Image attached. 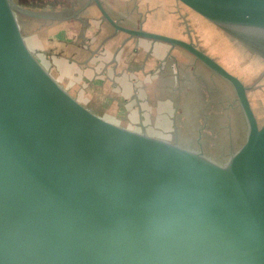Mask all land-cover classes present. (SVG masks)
Masks as SVG:
<instances>
[{
  "label": "water",
  "instance_id": "1",
  "mask_svg": "<svg viewBox=\"0 0 264 264\" xmlns=\"http://www.w3.org/2000/svg\"><path fill=\"white\" fill-rule=\"evenodd\" d=\"M177 1L264 57V0ZM20 9L0 0V264H264V120L243 80L101 8L232 86L246 134L218 159L82 102L28 45Z\"/></svg>",
  "mask_w": 264,
  "mask_h": 264
},
{
  "label": "crops",
  "instance_id": "2",
  "mask_svg": "<svg viewBox=\"0 0 264 264\" xmlns=\"http://www.w3.org/2000/svg\"><path fill=\"white\" fill-rule=\"evenodd\" d=\"M15 1L21 8L19 21L28 45L51 74L82 102L84 100L77 92L80 87L94 99L99 97L104 102V110L113 117H120L121 112L127 115L129 110L125 102L133 99L138 105L135 110L131 109L135 112V121L128 123L133 125L139 123L147 129L148 125L138 119L144 114L147 117L148 105L155 113V124L166 121L157 116V111L164 109L158 104L162 98L151 101L149 93L153 86H166L171 80L172 72L165 59L171 57V62L177 61L180 55L184 56L182 51L188 52L115 28L101 8L122 27L182 39H188L184 36L187 31L182 20L191 19L189 9L177 0H98L100 6L95 0ZM41 53L52 55L50 63L47 56L39 57ZM140 57L142 65L136 63ZM154 67L163 68L165 74L150 81L143 80L144 69L147 68V72ZM140 89L144 99L139 98ZM149 130L159 133L155 129Z\"/></svg>",
  "mask_w": 264,
  "mask_h": 264
},
{
  "label": "rangeland",
  "instance_id": "3",
  "mask_svg": "<svg viewBox=\"0 0 264 264\" xmlns=\"http://www.w3.org/2000/svg\"><path fill=\"white\" fill-rule=\"evenodd\" d=\"M190 14L192 15L190 20H182L187 31L185 38H189L212 54L243 80L249 87L247 94L255 115L259 122L263 121L264 57L254 51H248L244 41L225 33L198 14L192 11ZM182 53L184 56L180 55L177 61L171 62V57L165 59L172 72L171 80L166 86H153L149 93L151 101L162 97V94L165 95L163 106H160V109L164 108L163 112L157 111V116H161L164 120L166 118L167 126H162L161 123L155 124V113L151 105H148L146 109L149 118L145 119V124L148 125V130L155 129L183 145L202 148L211 156L224 160L246 134V121L238 100L227 81L212 73L199 61L193 60L190 54L184 51ZM44 56L47 55L39 54L40 58ZM51 56H47L48 61ZM48 61H46L47 65ZM136 63L142 65V58H138ZM146 70L147 68L143 71L145 73L143 80L155 79L165 74L164 69L159 67H154L147 72ZM83 88L80 87L81 91H77L81 99L101 114L127 123L135 121V112L131 109L135 110L138 105L135 101L133 102V99L126 101L129 103L125 102V107L129 110L127 115L121 112L120 117H113L111 113L104 110V102L99 97L98 100L94 99L90 94L87 95ZM138 88L139 86L137 90ZM140 92H142L141 89ZM187 94L190 96L187 97ZM151 101L149 102L152 104ZM185 102L190 108L185 107ZM118 110L119 107H117ZM144 117L145 114L138 120ZM137 126L140 124L137 123Z\"/></svg>",
  "mask_w": 264,
  "mask_h": 264
},
{
  "label": "flooded vegetation",
  "instance_id": "4",
  "mask_svg": "<svg viewBox=\"0 0 264 264\" xmlns=\"http://www.w3.org/2000/svg\"><path fill=\"white\" fill-rule=\"evenodd\" d=\"M187 40H189V38L187 39ZM244 43L246 44V49H248V51H254L255 53H257V49H258V46H256V43H254V42H249V41H244ZM197 45V44H196ZM199 48H201L203 51H205L207 54H209V55H211V56H213L212 54H210L209 52H207L205 49H203L202 47H200L199 45H197ZM258 54V53H257ZM191 55V54H190ZM192 56V55H191ZM214 57V56H213ZM192 58H194L193 56H192ZM215 58V57H214ZM193 60H197V59H193ZM216 60L217 61H219V62H221L220 60H218L217 58H216ZM198 61V60H197ZM200 62V61H199ZM201 63V62H200ZM223 65H224V63L223 62H221ZM203 64V63H202ZM204 65V64H203ZM205 66V65H204ZM225 66V65H224ZM206 67V66H205ZM226 67V66H225ZM206 68H208V67H206ZM209 69V68H208ZM210 70V69H209ZM211 71V70H210ZM212 72V71H211ZM213 73V72H212ZM215 74V73H214ZM215 75H217V74H215ZM151 80V78H148V80L147 81H150ZM187 83H189V82H187ZM188 92H190V91H188ZM187 97H189L190 95H186ZM139 98H141V99H144V97L142 96V92L141 93H139ZM160 98H162L161 99V103L159 104V106H163V101L165 100L164 98L165 97H160ZM186 101V100H185ZM185 107H189L190 108V106H189V104L187 103V102H185ZM160 117V116H159ZM145 119H147V117H144L143 119H142V124L144 123L145 124ZM161 118H159V120H160ZM160 123H161V121H160ZM145 125H147V124H145ZM160 125H162V126H167L166 125V121H164L163 123H161Z\"/></svg>",
  "mask_w": 264,
  "mask_h": 264
},
{
  "label": "trees",
  "instance_id": "5",
  "mask_svg": "<svg viewBox=\"0 0 264 264\" xmlns=\"http://www.w3.org/2000/svg\"><path fill=\"white\" fill-rule=\"evenodd\" d=\"M18 2L22 3V2H25L26 0H17Z\"/></svg>",
  "mask_w": 264,
  "mask_h": 264
}]
</instances>
